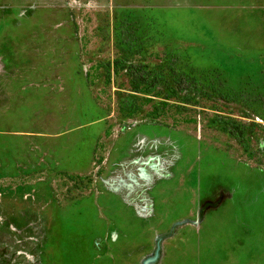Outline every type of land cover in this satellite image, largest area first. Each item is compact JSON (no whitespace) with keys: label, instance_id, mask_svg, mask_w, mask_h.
Masks as SVG:
<instances>
[{"label":"rangeland","instance_id":"obj_1","mask_svg":"<svg viewBox=\"0 0 264 264\" xmlns=\"http://www.w3.org/2000/svg\"><path fill=\"white\" fill-rule=\"evenodd\" d=\"M148 262L264 264V0H0V264Z\"/></svg>","mask_w":264,"mask_h":264},{"label":"trees","instance_id":"obj_2","mask_svg":"<svg viewBox=\"0 0 264 264\" xmlns=\"http://www.w3.org/2000/svg\"><path fill=\"white\" fill-rule=\"evenodd\" d=\"M131 77V85L135 92H138L141 88L154 89L159 86L162 82V77L151 76L150 73H147L143 70L142 66L137 67H128L127 71ZM183 81L178 83L179 88L183 89ZM232 134L240 136L242 134V129L239 127H233Z\"/></svg>","mask_w":264,"mask_h":264},{"label":"water","instance_id":"obj_3","mask_svg":"<svg viewBox=\"0 0 264 264\" xmlns=\"http://www.w3.org/2000/svg\"><path fill=\"white\" fill-rule=\"evenodd\" d=\"M152 261H153V260H150L149 262L151 263ZM149 262H148V263H146V264H150Z\"/></svg>","mask_w":264,"mask_h":264}]
</instances>
